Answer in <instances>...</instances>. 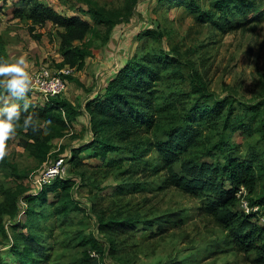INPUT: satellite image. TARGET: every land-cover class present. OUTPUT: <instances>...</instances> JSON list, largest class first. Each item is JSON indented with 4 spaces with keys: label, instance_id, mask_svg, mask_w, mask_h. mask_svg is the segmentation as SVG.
<instances>
[{
    "label": "rangeland",
    "instance_id": "374dc122",
    "mask_svg": "<svg viewBox=\"0 0 264 264\" xmlns=\"http://www.w3.org/2000/svg\"><path fill=\"white\" fill-rule=\"evenodd\" d=\"M17 1L0 0V31L8 42L9 58L25 56L29 79L42 64L59 70L58 46L49 35L53 26L37 28L35 33L42 38L35 39L29 30L31 23L14 18ZM43 1L66 15L89 18L80 13L85 7L79 0ZM97 1L117 7L125 0ZM214 1L139 0L130 19L116 27L109 42L91 40L92 55L87 57L85 67L73 70L72 76L80 83L67 79L61 97L76 106L80 115L62 137L53 140L52 153L41 160L21 147L15 134L5 140L0 156L16 165L18 174L0 167V264H23L13 254L12 246L15 237L28 235L29 223L35 222H40L39 231L47 240L46 254L36 264H81L78 259L85 247L80 241L89 237L98 240L103 252H93L98 264H264L258 249L243 241L249 231H237L246 216L251 226L264 227L260 200L264 194L263 173L254 192L245 189L237 195L233 209L237 217L229 229L209 211L212 195L186 191L175 183L171 173L172 167L176 174L181 173L185 158L216 164L224 162L225 157L247 160L264 150L258 132L259 110L264 105V0H248L249 5L243 3L228 17ZM151 30L162 37L143 36ZM159 51L169 54L165 60L168 68L153 87L152 127L142 125L135 132L148 143L134 153L127 142L107 132L109 128L96 132L86 107L95 91L105 89L106 76L114 75L135 56L142 58ZM170 57L180 62L178 71ZM195 73L213 98H201ZM42 97L36 98V104L47 102ZM8 99L13 102L12 97ZM216 107H222V111L213 112L214 121L206 120L205 110L214 111ZM176 126L192 129L195 137L191 147L180 151V160L169 164L157 143L166 141ZM96 137L120 147L106 163L95 157L96 146L88 147ZM137 138L133 135L131 139ZM221 139L225 155L219 150L214 151L215 156L205 154ZM59 157L65 159L59 179L72 183L73 210L67 217L50 215L52 210L45 217L30 216V196L43 185L38 178ZM226 188H231L230 182ZM10 190L19 196L16 208L11 206ZM63 193V189L49 192L48 204H59ZM18 224L27 227L15 228ZM262 243L260 239L257 245Z\"/></svg>",
    "mask_w": 264,
    "mask_h": 264
},
{
    "label": "trees",
    "instance_id": "16d2710c",
    "mask_svg": "<svg viewBox=\"0 0 264 264\" xmlns=\"http://www.w3.org/2000/svg\"><path fill=\"white\" fill-rule=\"evenodd\" d=\"M79 2L85 7L80 13L89 18L58 12L54 6L43 0H18L15 3L14 18L30 22L29 30L35 39L41 40L42 38L40 33H35L37 28L44 27L47 22L53 23V30L49 35L56 42L61 56L59 70L68 67L74 71H81L85 67L87 57L92 55L91 40L100 38L104 43L109 42L116 27L130 19L139 0H125L122 5L117 7L101 5L97 0H79ZM214 2L215 7L225 17L231 15L235 10H240L243 3L245 5L250 4L248 0H216ZM143 36L162 37L155 30L146 31ZM7 46L8 42L0 31V57L9 58ZM168 59L169 54L159 51L154 54H147L142 58L135 56L122 65L109 80L104 92L87 104L86 108L92 128L99 133L106 132L105 128H109L107 132L111 131L116 140L127 142L129 146H132L134 153L141 151L148 142H144L135 132L142 125L150 128L154 123L155 99L152 91L155 84L161 80L164 70L168 68V61L165 62ZM169 61L176 66L177 69L175 70L178 71L180 62L173 57H170ZM72 74L65 75V79L80 83ZM193 77L201 88V98H213L212 93L208 91L200 76L195 73ZM31 92L32 90L29 89L27 95L22 98L12 97L13 102L21 105L27 104L29 111L26 115L34 118L33 123L38 129L41 127L46 129V134L29 138V134L20 131L18 125L15 135L19 139L20 146L31 156L44 160L52 153L53 140L62 137L72 127L73 122L80 115V110L61 95L49 98L42 106L35 105L30 99ZM5 96V90L0 88V101ZM222 107H216L213 109L214 111L205 110L208 113H206V120L214 121L216 115L213 112L220 113ZM259 116L258 132L260 140L264 143V105L259 110ZM227 118L224 126L228 123ZM47 121H51V123H47ZM20 123L22 124V121ZM194 134L192 129L184 126H176L170 130L167 140L157 143L163 159L169 164L178 162L180 151L187 150L193 145ZM133 135L138 137L134 139L135 141L131 139ZM93 146H96L94 149L96 151L95 157L104 163L107 162L109 155L118 153L120 150L116 143H110L105 139H99V137H96L88 145V147ZM215 150H219L221 154L225 155L226 148L222 139L209 148L205 154L215 156ZM73 157L77 158L76 155ZM256 164L259 170L256 169ZM0 167L9 168L13 174H18L16 165L5 156H0ZM171 173L175 183L186 191L205 192L212 195L214 201L211 202L209 211L216 217L221 226L229 229L232 227L231 222L237 217L233 213V209L238 202V191L241 187H245L250 193L254 192L259 176L264 174V150L261 155L249 156L247 160L225 157L224 162L220 161L216 164L200 162L195 158H185L181 162V173L176 174L173 167ZM59 178L61 177H57L53 184L49 183L51 185L48 187L47 184L43 185L38 193L31 194L34 197L30 196L31 208L28 210L30 216L45 217V214L50 210L53 211L50 215L62 217L70 215L73 210L70 195L72 183L69 180ZM227 182L231 184L230 189L226 188ZM62 189L64 193L59 204H48V193ZM7 192L11 196V206L16 208L18 194L11 190ZM39 199L41 200L40 203L35 204ZM260 200L264 206V194ZM247 219L246 216L240 221L237 231L240 233L249 231L243 237V241L258 249L260 260L264 263V227L251 226ZM19 227L26 228L27 225L18 224L15 228ZM28 227V235L23 234L15 237L16 243L12 246V251L20 263L31 264L33 262L36 264L46 254L45 244L47 240L39 231L40 222L29 223ZM2 228L0 224V229ZM260 239L263 243L258 246L257 242ZM80 244L85 247L78 259L81 264H98L93 255L94 251L103 254L98 240L92 237L82 238Z\"/></svg>",
    "mask_w": 264,
    "mask_h": 264
},
{
    "label": "clouds",
    "instance_id": "9594fccd",
    "mask_svg": "<svg viewBox=\"0 0 264 264\" xmlns=\"http://www.w3.org/2000/svg\"><path fill=\"white\" fill-rule=\"evenodd\" d=\"M27 63L24 55L15 59L0 57V88L6 92L5 98L0 101V154L5 140L16 133L18 125L20 131L29 134V138L46 134V129L42 127L38 129L33 123L34 118L26 115L29 111L27 104L11 102L7 98H22L27 95L30 84L26 71Z\"/></svg>",
    "mask_w": 264,
    "mask_h": 264
},
{
    "label": "built area",
    "instance_id": "2783aa9c",
    "mask_svg": "<svg viewBox=\"0 0 264 264\" xmlns=\"http://www.w3.org/2000/svg\"><path fill=\"white\" fill-rule=\"evenodd\" d=\"M72 72L73 69L68 67L55 70L48 64H42L32 77L31 89L42 95L47 100L51 97L62 95L67 89V80L64 76L71 74ZM64 170L65 159L63 157L57 158L53 161V165L48 167L42 177L38 178V181L41 185H44L53 178L61 177ZM245 189V187H241L237 195L240 196Z\"/></svg>",
    "mask_w": 264,
    "mask_h": 264
},
{
    "label": "crops",
    "instance_id": "0c3cea01",
    "mask_svg": "<svg viewBox=\"0 0 264 264\" xmlns=\"http://www.w3.org/2000/svg\"><path fill=\"white\" fill-rule=\"evenodd\" d=\"M46 25H47V26H53V23H52V22H47ZM46 25H45V26H46ZM59 60H61V56H60V59H59ZM86 62H87V60H86ZM123 65H124V64H123ZM121 67H122V66H120V68H121ZM120 68H119V69H120ZM116 71H117V69H116ZM35 72H36V71H35ZM111 73H112V72H111ZM34 74H35V73H34ZM34 74H33V75H34ZM73 74H74V71H73ZM114 74H115V73H114ZM33 75H32V77H33ZM113 76H114V75L110 74L108 77H107V76L105 77V82H106L105 85H104L105 88H106V85L108 84L109 80H110ZM32 77L30 78V84H29L30 89H31V81H32ZM31 90H32V89H31ZM95 92H96V91H95ZM95 92H94V96L92 97V99L95 98V97H97L99 94L103 93L104 90H103L102 92H100V93H99V92H96V93H95ZM38 97H42V95H40L39 93L34 92V91L32 90V92H31V97H30L32 103L36 104V98H38ZM42 98H43V97H42ZM44 99H45V98H44ZM46 100H47V99H46ZM36 105H38V106H42L43 104H42V105H40V104H36Z\"/></svg>",
    "mask_w": 264,
    "mask_h": 264
}]
</instances>
